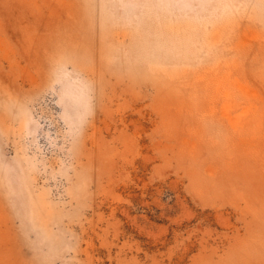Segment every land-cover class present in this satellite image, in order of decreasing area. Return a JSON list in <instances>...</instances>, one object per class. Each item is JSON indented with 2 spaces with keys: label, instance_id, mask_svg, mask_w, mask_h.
<instances>
[{
  "label": "rangeland",
  "instance_id": "374dc122",
  "mask_svg": "<svg viewBox=\"0 0 264 264\" xmlns=\"http://www.w3.org/2000/svg\"><path fill=\"white\" fill-rule=\"evenodd\" d=\"M0 264H264V0H0Z\"/></svg>",
  "mask_w": 264,
  "mask_h": 264
}]
</instances>
